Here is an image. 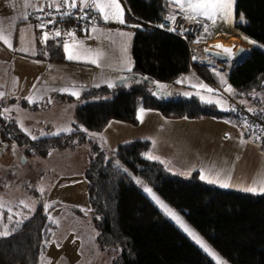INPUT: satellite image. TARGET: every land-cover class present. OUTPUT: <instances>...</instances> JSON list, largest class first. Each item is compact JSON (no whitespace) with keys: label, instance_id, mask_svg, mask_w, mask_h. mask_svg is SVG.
Wrapping results in <instances>:
<instances>
[{"label":"trees","instance_id":"trees-1","mask_svg":"<svg viewBox=\"0 0 264 264\" xmlns=\"http://www.w3.org/2000/svg\"><path fill=\"white\" fill-rule=\"evenodd\" d=\"M124 4L127 22L141 25L132 46L131 87L97 85L86 89L83 103L75 108L76 130L29 140V153L45 156L54 149L77 146L87 140L81 126L101 131L113 120L137 124L139 106L159 109L170 118L230 114L197 97L154 94L157 82L174 81L192 65L212 78L205 63H191L184 40L152 27L161 25L170 14V0H124ZM236 8L238 15L243 13L249 20L247 24L236 22L246 40L264 44V0H237ZM63 44L41 39L38 56L64 62ZM229 83L237 98L264 99V50L257 46L247 58L235 59ZM17 100L1 98L0 113L7 103ZM21 102L29 106L28 101ZM19 130L0 114L3 139L12 138L10 133L15 136ZM149 148L150 141L138 139L120 144L114 153L166 202L181 210L231 264H264V194L220 189L201 180L198 172L190 176L173 173L160 162L145 158ZM90 158L86 179L93 221L101 247L114 254L113 264H216L158 209L117 160H108L96 145ZM55 228L42 206L29 219L12 223L9 235L0 236V264H38Z\"/></svg>","mask_w":264,"mask_h":264},{"label":"rangeland","instance_id":"rangeland-1","mask_svg":"<svg viewBox=\"0 0 264 264\" xmlns=\"http://www.w3.org/2000/svg\"><path fill=\"white\" fill-rule=\"evenodd\" d=\"M192 2H199V0H192ZM236 5L237 0H234V7L232 10L234 24L237 20L242 24H247L249 22L248 18L243 13L237 14ZM204 18L206 19L204 23L207 27L209 21L206 17ZM223 25L224 23H221V25L219 24V28L222 29L224 27ZM113 29L114 28H111L105 35V40L108 45L105 50L125 51L126 49V51H128V38L124 36L120 40L123 42V44H121L122 50L116 47V40H119L117 37L118 32ZM117 29L119 31L121 30V28ZM204 34H206V31ZM42 41L45 40L42 39ZM195 42L200 48L199 51H197V55L202 54L205 47H209V42L202 39ZM233 42L242 44L239 40H233ZM257 45L260 49L264 50V44L259 43ZM83 47L91 48L94 51L91 44L83 45ZM233 50L231 53L232 55H234ZM90 57L92 59L93 55ZM14 65L18 73H20L21 70L23 73V71H27V69L31 68L28 65H17L16 63H14ZM107 66V62L103 65V63L98 60V64H85L82 62L70 61L62 64L47 63L45 66L35 67L34 69L40 74L46 71V75L50 74L51 79L54 80L58 78L65 84H71L68 88L70 89L68 92H76L78 96L74 95L75 100L73 101L60 98L51 100L49 106L46 104L40 109L33 108L34 104L31 106H23L18 101L7 103L2 107L0 113L2 118L12 120L13 123L17 124L20 129L18 134L23 135L26 139H18L20 138L18 134L14 136L13 133H10L12 138L5 140L0 135V202L3 203V207L0 208V232L5 230L8 231V224L10 222L19 218H28L42 206L49 215L50 220H54L57 223H55L56 229L54 230L53 239L49 240L47 250L41 255L38 264H113L114 254L105 251L97 239L99 230L94 224L93 209L88 197L86 169L91 161L90 154L92 153L93 145H96L106 152L108 160H117L121 166L125 167L126 171L135 181H142V184L136 182L142 191L145 186L151 188L156 196L171 207L183 221L204 240L216 256L224 261L225 264H231L230 261L223 257L212 244L198 232L181 210L166 202L158 192L141 177L132 173L124 162L115 155L114 152L120 144L138 140L143 138L146 134L150 135L153 132L154 134L151 135V139L155 142L154 149L156 148V129L153 128L154 125L145 121L146 118H142L138 126L120 120H113L107 128L101 131H95L81 126L87 133V140L75 147L54 149L45 156L28 152V141L34 140L32 139L33 136L37 139L48 135H59L64 132L70 133L76 130V117L74 112L77 104L83 103V100H79L81 94L84 89L99 84L97 83L98 78L104 75V70ZM65 73L69 78L63 76ZM192 77L194 78L193 82L199 87L202 84L213 90L212 92H208L205 88L200 87L201 92L197 93L199 98L203 97L201 100L211 98L216 101L220 100V104L224 106L225 104H230L229 101L232 103L229 97L232 99L233 97L236 98V100L233 99L234 101L241 100L237 98L234 93L229 91V85H224L222 81L220 84L224 85L223 89L225 93L204 78L195 75H192ZM131 82L130 80L125 83L126 88L131 87ZM162 86L161 88L159 86L156 87L164 91H169L172 88L169 84H162ZM23 89L25 88L21 84L15 86L13 83L12 89H10L8 85H2L0 94H7L4 96L6 100L8 98H16V96L28 97L29 95ZM14 92L16 93L15 96ZM154 94L159 95L156 89H154ZM29 100L33 102L30 97ZM142 107L139 106L137 111L138 120L140 119L139 113ZM6 109L8 111H5ZM180 123L185 125V130L192 129L199 131L201 138L198 137L197 142L204 139L206 135L203 130L206 126L204 121L196 120L194 122ZM212 126L215 127L214 125ZM245 128L248 131L247 127ZM252 135L256 136L255 134ZM162 144L170 145L169 141L163 142ZM189 144H191V141H187V137L185 140H177L176 143L173 144L168 154L175 168L169 169L174 171L181 166L184 170L194 171L193 169H199L204 170L207 174L209 171L205 167V159L200 154L192 153V149L189 151L186 147L189 146ZM237 145L238 144L234 142L235 151L241 149V146L238 147ZM261 167L264 168V157L261 159ZM262 173L260 179H255L253 181L256 182L257 187H259L261 182H264V171H262ZM252 180L253 178L251 181ZM41 188L43 189L42 192L40 191ZM25 205H27V207ZM169 219L171 220V218ZM171 221L174 222L173 220ZM210 257L215 260L214 257Z\"/></svg>","mask_w":264,"mask_h":264},{"label":"crops","instance_id":"crops-1","mask_svg":"<svg viewBox=\"0 0 264 264\" xmlns=\"http://www.w3.org/2000/svg\"><path fill=\"white\" fill-rule=\"evenodd\" d=\"M69 1L73 3V0ZM170 1L172 2V9L170 11V14L182 12L193 15L191 10L187 9V4L189 1ZM44 2L49 3L50 5H58L61 3L60 0H0V28L3 29L2 34L8 38L9 43L11 45L9 46V43H5L3 39H0V88L2 89V85H8L9 88L12 89L13 83L15 84V86L17 84H21L25 88L23 90L29 96H21L22 98L16 96V99H18L17 101L23 106L24 104L21 102L22 100L28 101L30 106L36 104L38 105V107L33 108L37 109H40L43 105L46 104H48L49 106L51 100H56L59 98L73 101L75 100V96L68 92V90H70L68 88L71 86V84H65L61 79L58 78L54 80L51 79L50 74L46 75V71L43 74H40L39 72H37L36 69H34L35 67L45 66V64L47 63L62 64L70 61L90 64V62H87V60L84 58L80 60H68L66 58L65 52L64 55L66 60L64 62L51 61L38 56L41 50V39L39 38L35 26L28 21V12L30 9H33ZM74 2H85V0H74ZM87 2L90 3L98 12L102 24L94 26L85 34L76 36L71 40L67 41V43L69 45L70 50L73 48V45L79 47L80 42H83V45L91 44L94 48L93 58H96L95 53L99 52L100 56L98 60L101 61L103 65L106 62L108 63L107 68H105L104 70V75L98 78V85L116 86V80L123 76H129V73L134 67L132 46L136 34V29L140 28L141 25L129 24L127 22V9L124 4V0H116V2L119 3L121 6L123 19L125 21L124 24H121L116 20L104 21L103 13L95 7L96 3H107L110 2V0H87ZM181 4L185 6L183 9L181 8ZM105 11H107V9ZM24 17H27V19H24ZM197 17L201 18L203 21L206 20L204 17ZM208 21L209 23L206 27L207 31L206 34H204L202 40L206 42L211 41V39H220L231 42L233 40H239V42H241L242 44H237V46L233 50L234 55H229L227 53L229 55V58L227 60H215L213 63H205L206 69L209 71L212 80L206 78L197 70V68L192 65L190 70L180 75L174 81L166 83L157 82L156 86H159L160 88L162 84H169L170 86H172L169 91H165L169 93V96H181L185 98L197 97L199 100H201L197 93L201 92L200 87L193 82L194 78L192 77V75L204 78L213 86L216 85L222 87V89L224 85L227 84L229 85V89H231V92L235 94L234 89L229 83L231 69L235 59H237L238 61L245 59V57H235V51L237 47L241 45L248 51V55L250 56L258 45L255 44V42L246 40L242 30L238 26H236V23L234 24L233 16L230 20H222L219 18V16H217L215 23L210 20ZM221 23H224V27L222 29L219 28V24L221 25ZM111 28H114L113 30H117L116 32H118L117 37L119 40H116L115 45L116 47H119V50H122L121 44H123V42L120 41L121 38L123 36L125 38H128V51L105 50L106 46H108L105 40V35L108 33L109 30H111ZM117 28H121V30L119 31ZM120 33H124L125 35L122 36L120 35ZM195 43L196 42L192 43L191 48L189 49V51H191L193 55V62L191 63H195V61H202V59L208 58L209 56L206 53V48L208 49L209 47H205L203 52L204 54L202 53L197 55V51H199L200 48ZM89 59H91V57H88V60ZM14 63H16L17 65H28L31 68L27 69V71H23V73L22 70L20 71V73H18L15 70ZM129 68L131 69L130 71L128 70ZM63 76L68 77L66 73L63 74ZM181 80L182 83L177 82ZM221 81L224 83V85L220 84ZM132 83L133 81L131 82V84ZM193 85H195L196 87H193ZM85 90L86 89L83 90L82 94ZM82 94L80 99L78 98L79 100H82ZM5 95L7 94L0 95V99L4 98ZM15 95L16 93L14 94V96ZM256 96L261 95L258 94ZM29 97L32 98L33 102L29 100ZM260 98H262V100L264 101L263 96H261ZM234 99L236 100V98ZM240 99L241 100L237 102L247 108L255 107V103L257 101L254 99ZM201 101L207 104H213L218 109L229 112L230 114L223 117L201 116L198 118H170L159 109H150L141 106L143 112L140 111V119L138 120L137 124L133 125L138 126L141 123V119L146 118L145 121H148L147 123H151L152 125H154L153 128L156 129L155 149V142L151 139V135H153L154 132L150 135L146 134L143 138H140L143 140L150 141V148L146 154L150 153L154 156H158L161 161H164V163H160L163 164L169 171L173 173L190 176L193 173L198 172L200 177L201 173L199 169H193L194 171L184 170V168L182 169V167L180 166L177 170H170L174 169L175 165H173L172 161L170 160L171 157L168 154L169 149H171V147L174 143H176L177 140H185V138L187 137V141H191V144L186 147L189 149V151L192 149V153L200 154L201 156H203L206 161L205 167L208 169V171H212L213 174L215 173V171H229L231 174L232 180L230 181L229 187H221L219 184L213 183L209 184L224 190H239L243 192H248L242 189L244 187L253 186V181L255 179H260L261 174H263L262 171H264V168L261 167V159L262 157H264V145H261V137L256 133L246 130L245 123L240 119V117L236 115L235 110L233 109L232 103L230 101V104H225V106L223 104H220V100L216 101L212 98ZM79 104L80 103H78L77 105ZM196 120L204 121L206 124L205 128L203 129L206 135L204 139L200 142H197V138H201L199 131L192 129L185 130V125L180 123L194 122ZM212 125H214L215 127H213ZM252 134H255L256 136ZM166 141H169L170 145L162 144ZM234 142L238 144V147L241 146V149L239 151H235ZM181 171H184L186 173ZM252 178L253 180L251 181ZM203 181L207 182L206 180ZM30 217L13 220L8 224V231L10 230V225L12 223L17 221L23 222L29 219ZM53 234L54 231L50 240L53 239Z\"/></svg>","mask_w":264,"mask_h":264},{"label":"built area","instance_id":"built-area-1","mask_svg":"<svg viewBox=\"0 0 264 264\" xmlns=\"http://www.w3.org/2000/svg\"><path fill=\"white\" fill-rule=\"evenodd\" d=\"M84 3L85 2H77V7L73 8L71 6L72 2L69 0L67 3H60L58 5H50L44 2L29 10L28 20L35 26L40 39H43L44 34L47 33L48 39L67 42L76 36L85 34L94 26L102 24L95 8L93 6L85 8ZM81 16H86L88 18L80 19L79 17ZM171 16H174L175 19H168ZM189 16L192 15L182 12L172 13L163 19L161 25H153L152 27L163 29L170 34L178 36L187 43L190 49L192 43L203 39L205 23L199 17L193 20L189 19ZM49 21H52V23H49ZM41 23H43L45 27L41 28ZM56 31L61 33L59 37L55 36ZM190 54L191 62H193L191 51ZM216 87L225 93L222 87ZM229 99L233 103V109L236 115L245 123L248 131L258 134L264 145V101L262 99H257L255 107L247 108L237 101H234V98L232 99L229 97Z\"/></svg>","mask_w":264,"mask_h":264},{"label":"snow or ice","instance_id":"snow-or-ice-1","mask_svg":"<svg viewBox=\"0 0 264 264\" xmlns=\"http://www.w3.org/2000/svg\"><path fill=\"white\" fill-rule=\"evenodd\" d=\"M61 3H67L68 0H60ZM73 8L77 7L76 3L73 0V3L71 4ZM85 8L92 7L91 4L87 3V0H85L84 3ZM95 7L99 9L100 12L103 13V19L104 21L108 20H116L121 24H124L125 21L123 19L122 9L119 3L116 2V0H110V2L107 3H96ZM185 6L181 4V8L183 9ZM234 7V0H199V2L193 3L192 0H189L187 4V9L191 10L193 13L192 16H189V19L195 20L197 16L206 17L208 20L212 21L213 23L216 22L217 16H219L222 20H230L232 17V10ZM107 9V11H105ZM42 11V9H41ZM80 19H86L88 17L81 16ZM24 19H27V17H24ZM168 19L174 20L175 17L171 16ZM49 23H52V21H49ZM40 27L43 28L45 25L43 23L40 24ZM205 31H207V28L205 26ZM3 29L0 28V39H3L5 43H9V40L6 36L2 34ZM61 33L59 31L55 32V36L59 37ZM71 35V34H69ZM120 35H125L124 33H120ZM43 39L46 41L48 39V34L45 33ZM9 46L10 43H9ZM217 47H220L217 45ZM64 52L66 53V58L68 60H80L82 58L86 59L87 62H90L92 64H98V59L100 56L99 52L95 53L96 58H92L88 60V57L93 55V50L91 48H85L83 47V42H80L79 47L76 45H73V48L70 50L69 45L67 42L63 44ZM126 51V49H125ZM226 53L231 55L232 49H224ZM239 54H243L246 50L245 49H239ZM195 59V57H194ZM131 70L130 68L128 69ZM178 83L181 81H177ZM112 86V85H109ZM163 87V86H161ZM193 87H196L193 85ZM200 87L205 88L208 92H212L213 90L210 88H207L206 85H200ZM231 91V89H228ZM72 95L78 96V93L72 92ZM2 95V94H0ZM203 99V97H201ZM5 111H8L7 109ZM141 112H143V109H141ZM43 134V133H42ZM32 139H36L35 136L32 137ZM145 158L149 160H157L161 163H164V161H161L158 156H154L150 153L145 154ZM126 171V170H125ZM200 179L206 180L208 183L213 184H219L221 187H229L230 181L232 180L231 174L229 171H215L213 174L212 171H209L207 174L204 172V170H200ZM138 184H142L143 182L140 180L136 181ZM242 190L252 192L254 194H264V182H261L259 187L256 186V182H253V186L250 187H244ZM40 191L42 192L43 189L41 188ZM143 191L151 198V200L155 203V205L158 206V209L162 211L164 215L171 218L175 222V224L184 232L187 234L188 237L191 238V240L198 245L205 253L209 254L210 256L214 257L216 260V264H225L224 261H222L216 254L209 248V246L204 242V240L193 230L191 229L184 221L183 219L171 208L169 207L164 201H162L158 196H156L152 189L149 187H143ZM27 207V205H25ZM3 207V203L0 202V208ZM10 218V217H9ZM53 223H57L56 221H52ZM9 232L7 230L0 232V236H8Z\"/></svg>","mask_w":264,"mask_h":264},{"label":"water","instance_id":"water-1","mask_svg":"<svg viewBox=\"0 0 264 264\" xmlns=\"http://www.w3.org/2000/svg\"><path fill=\"white\" fill-rule=\"evenodd\" d=\"M239 49H245L243 46H238L236 51H235V57H245L247 58L249 55H248V51L246 50L243 54H239ZM206 53L209 55L208 58H211V59H208V58H204L202 59V62L203 63H213L215 60H218V61H225L229 58V55L225 52H221V51H218V50H215V49H206ZM130 80V76H123V77H120L117 79L116 81V85L117 86H121L123 84H125L127 81ZM156 90L158 91L160 97H168L169 96V93L161 90L159 87H156Z\"/></svg>","mask_w":264,"mask_h":264},{"label":"bare ground","instance_id":"bare-ground-1","mask_svg":"<svg viewBox=\"0 0 264 264\" xmlns=\"http://www.w3.org/2000/svg\"><path fill=\"white\" fill-rule=\"evenodd\" d=\"M237 42H231V41H226V40H220V39H211V41H209V48L210 49H215V50H219L222 52H225L224 49H234L237 44ZM217 45H219L220 47H217Z\"/></svg>","mask_w":264,"mask_h":264}]
</instances>
